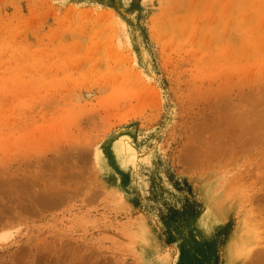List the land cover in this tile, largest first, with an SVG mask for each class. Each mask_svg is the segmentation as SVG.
<instances>
[{"label":"rangeland","instance_id":"374dc122","mask_svg":"<svg viewBox=\"0 0 264 264\" xmlns=\"http://www.w3.org/2000/svg\"><path fill=\"white\" fill-rule=\"evenodd\" d=\"M0 264H264V0H0Z\"/></svg>","mask_w":264,"mask_h":264},{"label":"bare ground","instance_id":"6f19581e","mask_svg":"<svg viewBox=\"0 0 264 264\" xmlns=\"http://www.w3.org/2000/svg\"><path fill=\"white\" fill-rule=\"evenodd\" d=\"M261 122V121H260Z\"/></svg>","mask_w":264,"mask_h":264}]
</instances>
